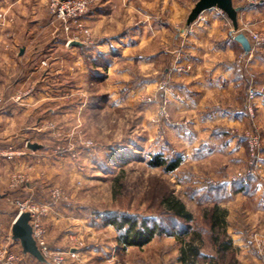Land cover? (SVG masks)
<instances>
[{
	"label": "rangeland",
	"instance_id": "374dc122",
	"mask_svg": "<svg viewBox=\"0 0 264 264\" xmlns=\"http://www.w3.org/2000/svg\"><path fill=\"white\" fill-rule=\"evenodd\" d=\"M45 1L46 15L42 17L47 27H36L35 36L26 37L27 45L23 37L16 43L0 35V64L6 61V52L11 63L8 95L25 98L33 93L39 97L35 106L40 111L20 121L28 127L22 136L23 149L14 150L29 151L27 142L40 143V160L30 166L27 161L21 171H13L16 165L11 166L9 171V181L14 174H22L21 187L26 183L38 186L33 196L15 194L9 204L16 214L17 201H34L49 209L43 218L47 227L46 217L62 212L60 229L53 236L64 232L62 248L51 246L48 232L45 238L54 250L69 257V264H178L180 244L175 236L156 235L149 246L145 244L147 248L133 246L135 252L128 254L129 246L120 247L116 240L119 231L106 222L114 213H127L169 227L177 225L181 220L169 215L162 203L164 196L173 193L193 212V227L204 233L205 253L214 250L203 214L218 203L231 209L227 230L234 241L235 259L243 263L240 246H235V241H243L249 263L264 264V115L258 112V99L264 95V0H233L235 6L243 7L238 29L218 8L204 11L187 25L198 0H150L153 22L147 31L140 12L144 1L137 0L134 31L123 28L113 38L115 44L86 26L85 17L97 9L100 0L92 1L81 31L74 23L66 31ZM20 3V8L5 0L0 4V10L8 9L9 18L4 26L0 24V33L14 27L19 10L27 20L30 2ZM25 25L32 27L31 22ZM239 33L250 39V52L235 39ZM78 34L86 45L69 47ZM105 43H109L108 51L100 52L96 46ZM231 45L234 77L239 83L233 105L242 104L246 116L225 124L220 118L204 121L195 116V110H168L170 101L175 107L188 106L176 84L195 80L196 67L190 56L200 48ZM26 46L39 52L21 62ZM226 55L230 57L225 53L220 57ZM2 74L0 66V79ZM251 91L256 94L251 96ZM203 126L212 128V144H204L211 138L209 132L203 131L199 138ZM158 155L181 162L168 171L151 165ZM15 244L21 248L20 241L13 240L9 224L5 231L0 230V251L16 253ZM92 247L98 249L95 258L87 253ZM71 251L76 257H71ZM233 259L229 255L219 261L232 264Z\"/></svg>",
	"mask_w": 264,
	"mask_h": 264
},
{
	"label": "crops",
	"instance_id": "0c3cea01",
	"mask_svg": "<svg viewBox=\"0 0 264 264\" xmlns=\"http://www.w3.org/2000/svg\"><path fill=\"white\" fill-rule=\"evenodd\" d=\"M9 5L13 7L16 5V8L21 7V0H5ZM30 2V12L27 14V20L22 18V13L20 10L18 13L16 12L15 23L12 29H7L6 32L0 33L1 37L4 38V35L13 38L14 42L21 43L24 39V43L27 38H33L35 36L34 30L38 26H46L47 22L44 19V15H46V1L45 0H28ZM144 4L141 5L140 11L143 16L145 31L148 30V27L153 22V15H152V2L150 0H143ZM137 0H100L97 9L94 8L88 15L85 17L86 26L88 29H93V31L98 32L101 36L105 38H111L110 44H115L116 38L120 35L123 28L129 30V32L134 31L132 30L134 26H132V22L135 21L133 18H137ZM144 6V7H143ZM148 6L151 9H148ZM44 13V14H43ZM15 16V15H14ZM203 17V16H202ZM201 17V18H202ZM149 19V20H148ZM24 20V21H23ZM31 22L32 27L24 26V23ZM209 23H207L208 25ZM211 34V33H210ZM122 38V37H120ZM6 39V37H5ZM109 43L100 44L96 46L100 52H107V46ZM118 43V42H117ZM232 43V42H231ZM26 44V43H25ZM27 45V44H26ZM23 46V43H22ZM238 49V48H237ZM39 52L29 48L26 46L24 48V56L21 57V62H24L23 59H28L29 56L33 55V53ZM70 52H74V50H70ZM195 55L190 56V58L194 61L196 72H195V80L191 83L183 82L177 83L176 88L180 90L185 95V105L188 106H181L173 105L174 101L169 102L168 110L179 108L178 110L183 112H188L190 110L193 111L196 117H201L204 121L209 120L210 118H220L221 120L225 119L226 122H234V119L244 118L245 110L244 106L241 104L233 105L234 102V90L238 89V82L234 77V46L218 48V47H204L200 48L199 50L195 51ZM21 53V51H20ZM222 53L230 55L226 58L220 57ZM9 52H6V59L5 62H1L0 66L2 68V77L0 79V149L4 150L7 149L8 146L10 147L13 145V148L23 149V143L25 140H22V136L24 135V131L28 129L27 126L20 124V121L25 119L26 117H35L36 114L40 111L39 107L35 106L36 99L39 97L35 96L33 93L30 94L28 97H22L21 99L17 100V96L8 95L11 89L9 86L10 83V58L8 57ZM208 54H214L213 57H207ZM21 55V54H19ZM28 56V57H27ZM186 57V56H185ZM26 59V60H27ZM189 59V58H187ZM225 60V61H224ZM188 61V60H187ZM241 63L243 61H240ZM15 67V65H13ZM5 71V72H4ZM18 81L16 78L15 82ZM14 84V83H13ZM237 91V90H236ZM235 91V92H236ZM239 92V90H238ZM240 98V95H239ZM26 103V104H25ZM259 109L258 112L261 115H264V95H262L258 99ZM192 108V109H190ZM194 108V109H193ZM200 112V114H198ZM204 112V113H202ZM211 126V125H210ZM201 131L199 132V138H201V134L203 131L206 133L209 132L211 138H208L204 141V144H212L214 142L212 128H208V126H203L200 128ZM210 137V136H209ZM23 141V142H22ZM26 153L21 156L17 155L15 159L9 158L7 156H0V230L1 232L5 231L8 225L12 229L13 223L17 218L18 214L9 204L12 198L15 196L17 197H28L33 196L36 194L37 186L34 183H26V187H21L18 191L14 192L11 188H9V171L11 166H15V168H11L13 171H21L24 168L27 161L29 166L31 164H36L40 159L38 158L39 153L37 150L29 149V151H25ZM34 168V167H33ZM262 188V187H261ZM262 191V189H261ZM237 197V196H236ZM235 197V198H236ZM234 198V199H235ZM225 209L231 211L229 207ZM63 218V213L60 211H54L50 214L49 217H46V228L48 232V239L50 240L49 243L54 248H62V244L66 241L64 232L57 233V239H53L54 233L56 230L60 229L61 220ZM7 224V225H6ZM61 239V240H60ZM14 240V239H13ZM57 240V242L55 241ZM243 241H235V246H240L239 256L243 264H250L249 257L247 254V250L245 249ZM151 243V242H150ZM149 243V244H150ZM149 246L148 244H146ZM141 247V249L147 248V246ZM21 248L17 249V245H13V250L19 255V262L20 264H46L39 261L36 257L29 253H24L22 245H19ZM137 248V247H136ZM98 251L96 248H89L87 250L88 256L91 258H95V253ZM100 251V250H99ZM128 254L131 252H135V247L129 246L127 248ZM130 257V255H129ZM92 260V259H91ZM252 260V259H251ZM125 261H128L126 259ZM253 262V261H252ZM179 264V262H176Z\"/></svg>",
	"mask_w": 264,
	"mask_h": 264
},
{
	"label": "trees",
	"instance_id": "16d2710c",
	"mask_svg": "<svg viewBox=\"0 0 264 264\" xmlns=\"http://www.w3.org/2000/svg\"><path fill=\"white\" fill-rule=\"evenodd\" d=\"M180 162V159L169 160L163 155H158L150 163L153 166H164L166 170L171 171L176 169ZM162 203L169 215L181 220L179 224L169 227L162 221L127 213H114L106 219L108 224L114 225L119 231L116 240L120 247H142L156 235L166 233L178 240L180 252L177 261L183 264H221L219 260L226 259L229 255L234 258L232 264H243L235 259L234 241L227 230V209L216 203L204 211L214 250V253L209 254L203 251L206 243L204 233L201 229L193 227L195 217L186 203L173 193L164 196Z\"/></svg>",
	"mask_w": 264,
	"mask_h": 264
},
{
	"label": "built area",
	"instance_id": "2783aa9c",
	"mask_svg": "<svg viewBox=\"0 0 264 264\" xmlns=\"http://www.w3.org/2000/svg\"><path fill=\"white\" fill-rule=\"evenodd\" d=\"M3 0H0V4ZM93 0H48L51 13L57 18L63 21L65 24L64 29L69 31L72 27V23L79 29L84 28V17L89 11L90 5ZM9 21L8 9L0 10V24L3 26ZM79 39V34L74 37ZM258 42V40H257ZM255 91H251V96L255 95ZM21 99V96H17V100ZM2 101V100H0ZM29 142H27L28 145ZM25 151H16L13 146L8 149L0 150V156L13 157L16 155H24ZM24 176L22 174H14L10 179V188L17 189L21 187L24 182ZM18 211L31 213V225L33 227V236L37 241V245L42 254L50 264H69L68 256L61 251L54 250L46 241L45 234L47 229L43 224V218L48 213L47 207H42L31 200L17 201ZM71 257H76V252H70ZM19 260V256L15 252H11L8 249L0 251V262L5 264H16Z\"/></svg>",
	"mask_w": 264,
	"mask_h": 264
},
{
	"label": "water",
	"instance_id": "95a60500",
	"mask_svg": "<svg viewBox=\"0 0 264 264\" xmlns=\"http://www.w3.org/2000/svg\"><path fill=\"white\" fill-rule=\"evenodd\" d=\"M211 8H218L223 10L232 21L234 29H238V14L241 10H243V7L235 6L233 0H198L188 16L187 25H191L199 18V16L204 11ZM235 39L242 44L245 52L248 53L251 51L252 44L247 35H245L244 33H239L235 36ZM85 45L86 43L79 39L71 40L68 43L69 47H83ZM28 147L32 150H37L42 148V144L37 142H29ZM12 237L14 240L20 241L24 253L33 255L41 262H47V259L40 251L37 245V241L33 236V227L31 225L30 212L26 211L18 214L12 226Z\"/></svg>",
	"mask_w": 264,
	"mask_h": 264
}]
</instances>
